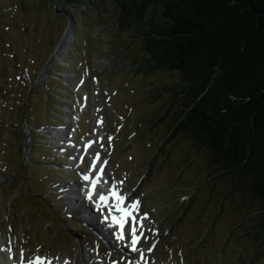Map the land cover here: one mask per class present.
<instances>
[{"label": "rangeland", "instance_id": "1", "mask_svg": "<svg viewBox=\"0 0 264 264\" xmlns=\"http://www.w3.org/2000/svg\"><path fill=\"white\" fill-rule=\"evenodd\" d=\"M154 10L132 17L115 0H0V233L16 259L264 264V213L250 183L232 186L209 146L171 130L182 74L150 68L141 34L161 20ZM61 128L64 143L51 147L46 131ZM94 162L120 186L122 205L98 206L96 192L87 199ZM109 181L103 174L97 186L107 192ZM121 206L132 213L125 239L111 222Z\"/></svg>", "mask_w": 264, "mask_h": 264}, {"label": "trees", "instance_id": "2", "mask_svg": "<svg viewBox=\"0 0 264 264\" xmlns=\"http://www.w3.org/2000/svg\"><path fill=\"white\" fill-rule=\"evenodd\" d=\"M115 1L132 17L155 6L161 20L141 34L150 68L182 74L171 130L209 146L232 186L250 183L264 213V0Z\"/></svg>", "mask_w": 264, "mask_h": 264}, {"label": "bare ground", "instance_id": "3", "mask_svg": "<svg viewBox=\"0 0 264 264\" xmlns=\"http://www.w3.org/2000/svg\"><path fill=\"white\" fill-rule=\"evenodd\" d=\"M72 39L74 40L72 33L66 34V36L64 38V42H63V44L59 48L61 52L64 51V49L67 47V45L69 43V40L71 41ZM46 132L49 134V136L47 138L50 139V142H48V143H49V145H51V147H55L54 145L56 143H64V141H65V139H64L65 137L64 136L67 135V132L65 131L64 128H61L60 130L59 129L58 130L57 129H55V130L54 129H51V130H47ZM67 140L69 141V139H67ZM94 142H95V139L88 140V144L89 145H91V143H94ZM88 144L82 148V151L80 152V155H84V157H85V155L87 154V151L90 152V150H89L90 147L88 146ZM76 159H78V158H76ZM100 160H102V159H100ZM101 163H102V161H101ZM96 168L97 169H103V172H104L103 174L105 176V179H108V181L110 180L109 177L107 176V172H106L104 166L102 167L100 165H98V166L96 165ZM86 175L90 176L91 178H95L94 172H88V174H86ZM109 182H110L109 187H111V189H108V190L109 191H113V189H114L116 192L119 193L120 196H122V194L120 192V186L119 185H115L111 181H109ZM70 186L71 185H68L66 187L69 188V189H71V191H73L72 193H74L75 192L76 185H74V187H70ZM96 190H98V191L101 192V190L98 187L96 188ZM101 193H105L106 194L105 191H103ZM97 196H99V195H97ZM75 198L76 197L74 196V198H73L74 201L77 200ZM109 198L111 199L110 201L116 202L114 200V198H111V197H109ZM74 204H76V202H74ZM76 206L77 207H81L82 205L81 204H79V205L77 204ZM101 233H103V232L101 231ZM153 244H155V243H152L151 246H150V248H152ZM38 258L41 261H46L45 258H41V257L35 256L33 259H31V261L33 262V264H36ZM58 262H59V260H58ZM58 262H55V264H57ZM0 264H29V262L25 261L24 254L23 253L21 254V257L19 259H16L15 258V255H14V247L12 245L11 236H9L8 238H4L1 233H0ZM58 264H66V262H64L63 260H61Z\"/></svg>", "mask_w": 264, "mask_h": 264}, {"label": "snow or ice", "instance_id": "4", "mask_svg": "<svg viewBox=\"0 0 264 264\" xmlns=\"http://www.w3.org/2000/svg\"><path fill=\"white\" fill-rule=\"evenodd\" d=\"M89 147H90V145H89ZM95 159L96 160L99 159V155L98 154H97ZM92 167L93 168L96 167L95 162L93 163ZM99 175L100 176L103 175V169H100ZM83 179L86 180V181L92 180V178L90 176H88V175H85L83 177ZM98 183H99V177H97L96 180H92L91 186L88 189L87 199H89V200L93 199V196H94V194L96 192V188H97ZM109 195H111V196L116 198L117 205H122V201H123L124 197L120 196L119 193H117L114 189H113V191L110 194L100 193L99 196H98L97 205L98 206L99 205H106L108 203ZM138 205H139V202L136 201L132 205V208H137ZM117 210L122 213V216L120 218H117L115 216H111V222L119 225L120 228L123 229L124 224L127 223V219H128L129 216H131L132 213H131L130 210H125V208L122 207V206L119 207ZM111 212H112V209L109 208V214ZM105 219H109V217L106 216ZM139 226L142 229V222H139ZM131 234H132V243H133V245H135L138 242L137 227L135 225L131 229ZM149 250H151V249H149ZM29 264H33V262L30 261ZM36 264H39V258H38Z\"/></svg>", "mask_w": 264, "mask_h": 264}, {"label": "water", "instance_id": "5", "mask_svg": "<svg viewBox=\"0 0 264 264\" xmlns=\"http://www.w3.org/2000/svg\"><path fill=\"white\" fill-rule=\"evenodd\" d=\"M68 19H69V21L73 22L74 18H73V15L71 13L68 14Z\"/></svg>", "mask_w": 264, "mask_h": 264}]
</instances>
